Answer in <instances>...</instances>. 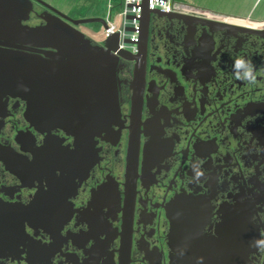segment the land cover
<instances>
[{"label":"flooded vegetation","instance_id":"1","mask_svg":"<svg viewBox=\"0 0 264 264\" xmlns=\"http://www.w3.org/2000/svg\"><path fill=\"white\" fill-rule=\"evenodd\" d=\"M181 4L119 60V116L90 152L0 92V204L28 214L0 264H264V18ZM183 198L204 206L173 230Z\"/></svg>","mask_w":264,"mask_h":264},{"label":"water","instance_id":"2","mask_svg":"<svg viewBox=\"0 0 264 264\" xmlns=\"http://www.w3.org/2000/svg\"><path fill=\"white\" fill-rule=\"evenodd\" d=\"M36 1L51 12L42 16L43 24L30 26L24 22L33 10L32 0H0V92L27 102L26 118L31 125L61 128L90 152L94 136L111 127L119 116L117 69L121 58L131 59L130 51L120 48L119 33L97 44L79 28L90 23L106 28L104 18H75L44 0ZM161 14L170 13L150 10L144 0L138 53L151 16ZM203 206L197 199L173 201L169 206L172 229L179 207L184 208L183 216L196 217ZM26 217L28 214L0 204V247L7 238L24 231ZM214 253L218 255L215 249ZM205 254L206 260L187 264H237L225 257L213 259L209 251Z\"/></svg>","mask_w":264,"mask_h":264},{"label":"rangeland","instance_id":"3","mask_svg":"<svg viewBox=\"0 0 264 264\" xmlns=\"http://www.w3.org/2000/svg\"><path fill=\"white\" fill-rule=\"evenodd\" d=\"M60 11L70 15V9L76 5L89 6V16L105 18L108 10V0H44ZM187 3L191 8L213 11L216 13H228L238 16H252L261 18L264 15V0H181ZM120 0H115V3ZM117 9L113 12V17L117 15ZM71 16V15H70ZM81 29L86 33V36L91 38L93 42L102 44L104 37L102 26L95 24H83Z\"/></svg>","mask_w":264,"mask_h":264},{"label":"built area","instance_id":"4","mask_svg":"<svg viewBox=\"0 0 264 264\" xmlns=\"http://www.w3.org/2000/svg\"><path fill=\"white\" fill-rule=\"evenodd\" d=\"M181 2V0H148V8L153 11L160 10L164 13L179 12L183 10ZM143 3L144 0H120L119 3H115V0H108V10L104 18L107 27L105 28L101 25L103 27L101 35L104 40L111 35L119 33L120 48L130 52H137L138 45L136 42L140 35V18L143 12ZM115 9H117L118 13L116 17H113ZM129 27L133 28V30L128 31L127 28ZM126 38L131 41L126 42Z\"/></svg>","mask_w":264,"mask_h":264},{"label":"trees","instance_id":"5","mask_svg":"<svg viewBox=\"0 0 264 264\" xmlns=\"http://www.w3.org/2000/svg\"><path fill=\"white\" fill-rule=\"evenodd\" d=\"M89 9H90L89 6H84V5L78 6V5H76L70 9L69 13L72 17H75V18H85L89 14ZM94 24L97 26H101L98 23H94Z\"/></svg>","mask_w":264,"mask_h":264},{"label":"clouds","instance_id":"6","mask_svg":"<svg viewBox=\"0 0 264 264\" xmlns=\"http://www.w3.org/2000/svg\"><path fill=\"white\" fill-rule=\"evenodd\" d=\"M240 63H242V61H237V64H240Z\"/></svg>","mask_w":264,"mask_h":264},{"label":"crops","instance_id":"7","mask_svg":"<svg viewBox=\"0 0 264 264\" xmlns=\"http://www.w3.org/2000/svg\"><path fill=\"white\" fill-rule=\"evenodd\" d=\"M261 18H264V15H262V17H261ZM261 18H260V19H261Z\"/></svg>","mask_w":264,"mask_h":264}]
</instances>
